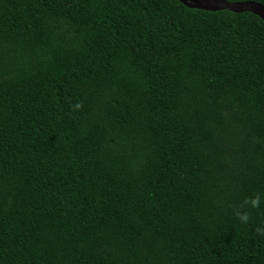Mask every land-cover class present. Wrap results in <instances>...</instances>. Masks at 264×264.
<instances>
[{
  "label": "trees",
  "instance_id": "obj_1",
  "mask_svg": "<svg viewBox=\"0 0 264 264\" xmlns=\"http://www.w3.org/2000/svg\"><path fill=\"white\" fill-rule=\"evenodd\" d=\"M0 264H264V21L0 0Z\"/></svg>",
  "mask_w": 264,
  "mask_h": 264
},
{
  "label": "water",
  "instance_id": "obj_2",
  "mask_svg": "<svg viewBox=\"0 0 264 264\" xmlns=\"http://www.w3.org/2000/svg\"><path fill=\"white\" fill-rule=\"evenodd\" d=\"M187 6L206 10H228L235 13L250 12L264 21V5L253 1L227 2L225 0H179Z\"/></svg>",
  "mask_w": 264,
  "mask_h": 264
},
{
  "label": "clouds",
  "instance_id": "obj_3",
  "mask_svg": "<svg viewBox=\"0 0 264 264\" xmlns=\"http://www.w3.org/2000/svg\"><path fill=\"white\" fill-rule=\"evenodd\" d=\"M80 104L79 103H77L76 105H74V107L75 108H80ZM250 203H251V205H252V207H258L259 206V204L261 203V199H260V197L259 196H257V197H255V198H253V199H251L250 200ZM247 219H248V216H247V214H244L243 216H241V221L242 222H246L247 221Z\"/></svg>",
  "mask_w": 264,
  "mask_h": 264
}]
</instances>
